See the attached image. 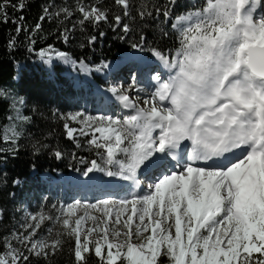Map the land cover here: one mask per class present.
<instances>
[{"label": "snow or ice", "instance_id": "snow-or-ice-1", "mask_svg": "<svg viewBox=\"0 0 264 264\" xmlns=\"http://www.w3.org/2000/svg\"><path fill=\"white\" fill-rule=\"evenodd\" d=\"M6 2L0 0V13ZM114 3L123 16H130L131 0ZM257 9H264V0H203L172 23L179 43L174 53L147 49L170 75L166 80L159 73L152 76L155 90L143 101L145 107L137 103L139 96L114 87L110 91L132 114L122 119L71 115V120L80 116L83 126L65 123L66 136L75 140L91 134L87 143L103 150L83 175L119 178L132 191L95 204L76 201L56 217L29 215L23 231L5 238L0 264L49 260L67 241L74 243L75 264H90L93 255L98 264H264V13L257 15ZM77 11L83 17L80 24L108 18L95 5L78 6ZM61 12L73 14L67 8ZM154 12L164 20L171 17L169 7H155ZM138 15L151 18L153 10L145 3ZM114 19L117 26L122 23L120 15ZM21 30L18 26L17 32ZM130 31L123 23L122 32ZM139 39L132 48L144 51L145 37ZM56 56L75 66L67 53ZM80 68L87 71L84 61ZM17 136L12 126L4 139ZM55 156L60 159L62 153ZM171 162L174 167H167ZM149 168L160 174L138 195L139 176ZM88 220L93 226L84 228ZM46 221L53 227L48 236L37 238ZM97 231L101 235L92 241Z\"/></svg>", "mask_w": 264, "mask_h": 264}, {"label": "trees", "instance_id": "trees-1", "mask_svg": "<svg viewBox=\"0 0 264 264\" xmlns=\"http://www.w3.org/2000/svg\"><path fill=\"white\" fill-rule=\"evenodd\" d=\"M131 3L128 17L123 16L122 8L114 0H7L5 10L0 13V251L5 238L11 239L10 234L18 232L21 207L31 210L33 203L41 213L55 217L48 208L51 202L56 205V194L43 195L39 175H65L81 164L87 166L98 157L97 151H101L86 141L70 142L65 138L63 126L68 123L65 116L80 99L85 100L87 93L81 88H72L69 76L61 74L69 72L80 61L98 64L113 60L116 54L132 50L133 43H140L141 35L145 37L146 55H152L147 51L149 48L174 53L179 47L178 34L169 28V19L156 16L154 8L169 7L172 18L199 8L203 0L193 3L177 0L171 5L168 0H131ZM145 3L153 10V16L141 20L138 9ZM19 4L24 7L18 8ZM94 5L107 12V20L80 24L83 17L77 11L78 6ZM45 8L48 13L43 11ZM64 8L73 14L65 17L61 12ZM116 15L122 17L119 26L115 24ZM41 16L45 18L41 20ZM37 23L39 29H36ZM123 23L131 29L126 35L122 32ZM18 26L22 28L19 32ZM122 35L124 39H120ZM91 37L95 40L89 44ZM41 50H45L43 57ZM57 52L67 53L76 62L75 66L64 63L56 56ZM17 115L27 119L17 120ZM12 126L19 136L14 141L5 140V133ZM57 151L62 153L60 159L55 156ZM50 227L53 224L46 221L39 233L48 236ZM73 246V241H67L60 253L49 260L32 258L31 264H75ZM90 264L98 261L92 256Z\"/></svg>", "mask_w": 264, "mask_h": 264}, {"label": "rangeland", "instance_id": "rangeland-1", "mask_svg": "<svg viewBox=\"0 0 264 264\" xmlns=\"http://www.w3.org/2000/svg\"><path fill=\"white\" fill-rule=\"evenodd\" d=\"M262 13H259L260 15ZM116 24V22H115ZM142 54L146 57V59L155 60L157 59L151 55L146 56L144 51H140L138 49H135L132 52L127 53H120L116 54V60L111 62H99L98 64H91L90 62H84L87 65V71H81L80 63L77 64L75 67H71L69 69V72H63L61 76H69L71 87H77L81 88V90H85L87 93V96L85 100L80 99V102L77 103V106L68 112V114L65 116V120H67L68 124L72 128L79 129L83 125L79 123L78 121L81 120V117L78 116L77 120H71L69 117L71 115H74L76 113L82 114L83 117H102V116H109L113 118L122 119L125 115L132 114L131 112L125 111L126 108H124L119 102L116 97L113 95L112 91L110 89L112 88H124L126 94L133 97L134 93L137 92L138 95L135 94L134 98L139 96V100L137 103L140 107L145 106L143 101L147 99L151 95V91H149V85L151 86V83L148 80L144 79L143 75L138 77L141 80H143V84L139 81L137 83L136 75L131 71V67H133V63L130 60V55H136ZM134 59V58H132ZM131 62V63H130ZM110 64H113L112 66L115 67L110 68ZM104 65H107V67H104ZM21 66V65H20ZM109 66V67H108ZM111 66V67H112ZM99 69V70H97ZM112 71L110 72V70ZM127 69V72L125 71ZM145 76V72H144ZM168 79V77H167ZM98 85V86H97ZM129 90H128V89ZM132 88V89H131ZM143 89V91H141ZM134 90V92H132ZM154 91V89H151ZM63 130L65 132V138L68 141H73V139H69L66 136V130L63 126ZM96 136H98V133H95ZM91 138V134L89 137H80L79 135L76 136V139L78 142H87V139ZM87 145H89L87 143ZM91 146V145H89ZM94 147V146H91ZM101 151H103L101 149ZM95 159H99L96 157ZM85 164H81L77 169H74L71 171L66 177H64V181L62 183H57V178L55 176L59 177L60 174L56 173L55 176L49 175L47 173L41 174L38 177L43 183V195H47L48 193L52 192L53 194H56L54 201L56 200V205L53 204V202L50 203V206L48 210H51L55 217L57 215H60L63 210L66 209L68 205L73 204L76 201L82 202V205L86 204H95L99 200L106 199L105 197L99 198V200H89V196L87 194H82V190L77 187V182L80 183L84 181L85 179L89 178L91 175H97L100 177L99 179H109V177L104 176L102 173L93 172L90 173L88 177H85L83 175L84 170L86 169ZM33 174V172H31ZM72 175V176H71ZM79 175V176H78ZM72 177V178H71ZM98 177L96 180H98ZM157 177V176H155ZM60 178V177H59ZM66 178V179H65ZM81 179V180H80ZM151 179V180H148ZM154 179V178H153ZM155 180V179H154ZM153 180L152 178H146L144 181H142L141 187L142 192L139 193V195H143L144 191L147 189V186L149 183H151ZM140 187V188H141ZM85 199H81L82 197H86ZM127 197V196H126ZM123 198V195L119 196V199ZM31 210H29L26 206H23L20 208V222L19 226L17 227V231H23L21 228V225L24 224L29 215H35L40 212V208L36 207L33 203L30 204ZM92 211V210H90ZM78 215L83 214V207H81L78 212ZM94 215H100L99 213H96L93 211ZM93 226V222L88 220L84 223V228ZM101 233L99 231L94 232L91 236V240L96 241L99 239ZM39 237H43L39 233ZM106 251V249H105ZM94 257V255H93ZM95 260L98 261V258L94 257Z\"/></svg>", "mask_w": 264, "mask_h": 264}, {"label": "bare ground", "instance_id": "bare-ground-1", "mask_svg": "<svg viewBox=\"0 0 264 264\" xmlns=\"http://www.w3.org/2000/svg\"><path fill=\"white\" fill-rule=\"evenodd\" d=\"M259 13H264V9H258L257 10V15L259 14ZM138 52H136V55H139V54H137ZM136 55H130L129 57H130V60H132L133 61V59L132 58H135L136 57ZM131 63V62H130ZM157 61H155V60H147V62L145 63V65H144V69H148V70H154L155 69V67L157 66ZM116 65V64H115ZM115 65L114 66H112V64H110V68H113V67H115ZM112 66V67H111ZM109 67V66H108ZM143 70V69H142ZM142 70H140V71H142ZM112 71V69L110 70V72ZM126 72H127V69L125 70ZM139 76H137V79H136V81H137V83L140 81L141 82V84H143L144 82H143V80H141L140 78H138ZM149 91H151V93L153 92L151 89H155L154 88V86H150L149 85ZM128 89V88H127ZM132 89V88H131ZM121 90H125L124 88H121ZM129 90V89H128ZM126 91V90H125ZM132 92H134V90L132 91ZM135 94L136 95H138V93L137 92H135L134 93V96H135ZM134 96H133V98H134ZM143 107H145V106H143ZM160 173H159V171L158 170H156L155 168H149V169H146V170H144L141 174H140V176H139V179L141 180V181H144V179L146 178V176H147V178H152V180L154 181V179H156V177L155 176H158ZM72 176V175H71ZM79 176V175H78ZM72 178V177H71ZM154 178V179H153ZM66 179V178H65ZM81 180V179H80ZM96 180V179H95ZM149 180H151V179H149ZM79 182V181H78ZM140 191L142 192V187L140 188ZM84 226V225H83ZM92 241H94V240H92Z\"/></svg>", "mask_w": 264, "mask_h": 264}]
</instances>
